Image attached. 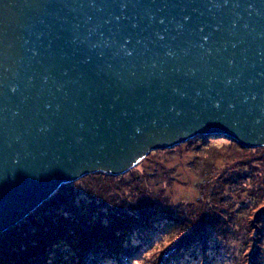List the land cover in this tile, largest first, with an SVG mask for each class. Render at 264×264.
<instances>
[{"label": "water", "instance_id": "95a60500", "mask_svg": "<svg viewBox=\"0 0 264 264\" xmlns=\"http://www.w3.org/2000/svg\"><path fill=\"white\" fill-rule=\"evenodd\" d=\"M203 134L264 146V0H0V232Z\"/></svg>", "mask_w": 264, "mask_h": 264}, {"label": "trees", "instance_id": "16d2710c", "mask_svg": "<svg viewBox=\"0 0 264 264\" xmlns=\"http://www.w3.org/2000/svg\"><path fill=\"white\" fill-rule=\"evenodd\" d=\"M215 138L235 155L222 165L213 161L222 157L217 152L202 160ZM182 145L193 150L192 158L174 168L185 166L181 172L185 189L197 190L193 202L173 197L174 185L182 183L180 173L176 177L173 167L150 158L155 152L183 149L179 145L157 149L122 173L96 171L82 176L75 181L84 192L77 188L71 197L60 199L59 194L74 189L75 181L61 184L41 205L0 233V264H131L136 259L140 264L145 260L146 264H217V260L264 264V146L244 147L229 136L207 134ZM147 159L151 163L144 166ZM193 171L199 174L197 180ZM51 199L62 203L57 213L67 220L46 209ZM86 208L97 216L88 219ZM148 217L152 222L144 223L146 232L135 231L133 223ZM116 235H121L119 241ZM138 237L142 242L136 243Z\"/></svg>", "mask_w": 264, "mask_h": 264}, {"label": "rangeland", "instance_id": "374dc122", "mask_svg": "<svg viewBox=\"0 0 264 264\" xmlns=\"http://www.w3.org/2000/svg\"><path fill=\"white\" fill-rule=\"evenodd\" d=\"M214 135H217V134H214ZM197 143H199V142H197ZM179 145V147L181 148V149H183V150H181V152L179 153V152H177V151H173V152H171V153H169V154H165V153H162L161 151H159V152H155V153H152V155H151V157L150 158H152V162H154L153 160L156 158V160L157 161H160V160H162V162L165 164V166L166 167H169V168H171V169H173L175 166H177L176 164H178V163H183L184 165H186V163L189 161V160H191V158H192V155H193V150L189 147V146H187V147H184V145H182V143H180V144H178ZM241 145V144H240ZM182 146V147H181ZM243 146V145H242ZM245 147V146H244ZM171 148V147H170ZM157 150V149H156ZM159 150V149H158ZM152 151H154V150H152ZM149 152H151V151H149ZM148 152V153H149ZM213 152H217V153H220L221 155H222V157H218V158H215L213 161H214V163L215 164H218V165H222V164H225V163H227V162H229L231 159H229V158H232V157H235V155H233V154H231V153H229V150L227 149V147H226V145H225V142L223 141V140H221V139H211V141H210V143H209V145L207 146V149L205 150V151H203V153H202V160L203 161H206V159L205 158H209V156H210V154L211 153H213ZM147 153V154H148ZM146 154V155H147ZM247 161V159L245 160V161H243V162H241V161H237V162H239V163H245ZM151 163V160L150 161H148V159H147V161H143V164H144V166H148V165H150V163ZM238 163V164H239ZM154 164V163H153ZM163 166V165H162ZM173 167V168H172ZM185 168V166L184 167H181V166H179L178 168H174L175 170H176V172H174V170H173V175L174 176H176V177H178V175H177V173L179 172L180 173V180L182 181V183H180V184H178V185H174V188H173V197H175V198H177V200H180V199H184V198H186V199H189L190 201H192L191 199H195L196 197H197V190H196V188L194 187V186H191L189 189H185V188H188V186L187 185H185L184 184V182H186V181H184V179L186 178V177H184V176H182V174H181V172H183V169ZM197 171H200V168H199V170H197ZM253 171V174H255L256 173V170H252ZM93 173V172H92ZM90 174V173H89ZM249 174H251V173H249ZM86 175V174H85ZM192 175V177L194 178V179H196L197 180V178H199V174H198V172L197 173H195L194 171H193V174H191ZM81 178V177H80ZM252 178V177H251ZM79 179V178H78ZM77 180V179H76ZM180 180H179V182H180ZM73 181H75V180H73ZM70 182H72V181H70ZM67 183V182H66ZM62 184H64V183H62ZM73 184L75 185V187H74V189H66V190H62L61 192L62 193H60L59 194V196H60V199L61 198H64L65 199V197L66 196H69V197H71V195H72V193L73 192H77L78 190H77V188H79V191H83L80 187H79V184H78V182L77 181H75V182H73ZM60 186V185H59ZM73 187V186H72ZM84 192V191H83ZM180 198V199H179ZM67 199V198H66ZM63 200V199H62ZM189 201V202H190ZM55 202L56 201H53L52 199L50 200V202L46 205V209H50V210H53V212H54V214H56V216H61V217H66V220L68 219V217L66 216V215H63V214H61V213H57L58 212V210H59V207L57 206V205H59L60 204V206L62 205V203L60 202L59 204H55ZM193 202V201H192ZM43 203V202H42ZM41 203V204H42ZM78 203H82V200H80V198H79V196H78ZM41 204H39V205H41ZM38 205V206H39ZM191 205H192V203L190 204V205H188V209H190V207H191ZM37 206V207H38ZM36 207V208H37ZM67 207H68V205H67ZM35 208V209H36ZM58 209V210H57ZM34 210V209H33ZM32 210V211H33ZM85 211H84V213H85V215H88V219L90 218V217H95V216H97V212H95V210H92V209H90V208H86V209H84ZM31 213V212H30ZM56 216H54V217H56ZM57 219H60V218H57ZM148 219V220H147ZM144 222L143 221H139V222H137V223H133V224H135L136 225V228H134V225H133V228L134 229H136L135 231H139V230H143V232H146V230H144V228H142L143 227V225H144V223L145 222H148V221H150V218L148 217ZM22 220V219H21ZM20 220V221H21ZM103 221V220H102ZM19 222V221H18ZM17 222V223H18ZM104 222V221H103ZM150 222H152V221H150ZM16 223V224H17ZM94 226L96 225V223L95 222H91ZM15 225V224H14ZM14 225H12V226H14ZM104 225H106V223L104 222ZM11 227V226H10ZM9 228V227H8ZM125 228L126 227H123V231H126V230H130V226H128V228L125 230ZM6 230V229H5ZM4 230V231H5ZM3 232V231H2ZM1 233V232H0ZM119 234H121V233H119ZM118 234V235H119ZM118 235H116V236H114L115 238L114 239H116L117 241H119L120 240V236H118ZM136 235H137V233H136ZM139 239H137L136 240V243H140V241H141V237H138ZM142 242V241H141ZM157 243V241L155 240L153 243H149V245H153V244H156ZM117 246H118V244H117ZM143 251L142 252H144V251H146L147 250V246H145V247H143V249H142ZM200 251H204V248L202 247V249L200 250ZM104 253L106 252V251H103ZM141 255H142V253H140ZM197 254H199V256L200 255H202L200 252H198L197 251ZM140 255V256H141ZM145 258V257H144ZM141 259V258H140ZM137 260V259H136ZM134 261L133 263H131V264H140V263H138L137 261ZM199 260V259H198ZM217 264H223V262H221V261H219V260H217V262H216ZM107 264H112V262H109V263H107ZM144 264H146V260H145V262H144Z\"/></svg>", "mask_w": 264, "mask_h": 264}]
</instances>
